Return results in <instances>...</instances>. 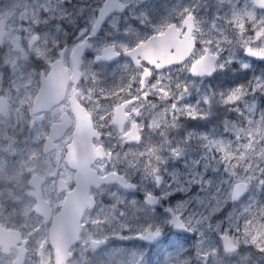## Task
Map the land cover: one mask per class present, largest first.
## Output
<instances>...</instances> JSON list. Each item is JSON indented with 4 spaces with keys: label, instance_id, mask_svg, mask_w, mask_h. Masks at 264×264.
<instances>
[{
    "label": "snow or ice",
    "instance_id": "snow-or-ice-1",
    "mask_svg": "<svg viewBox=\"0 0 264 264\" xmlns=\"http://www.w3.org/2000/svg\"><path fill=\"white\" fill-rule=\"evenodd\" d=\"M31 2L95 112L78 264H264V0Z\"/></svg>",
    "mask_w": 264,
    "mask_h": 264
},
{
    "label": "flooded vegetation",
    "instance_id": "flooded-vegetation-1",
    "mask_svg": "<svg viewBox=\"0 0 264 264\" xmlns=\"http://www.w3.org/2000/svg\"><path fill=\"white\" fill-rule=\"evenodd\" d=\"M159 2L171 4L174 0ZM33 7L31 0H0V170L9 169L11 174L9 178L0 174V207L14 203L13 210L21 219L0 221V232L14 233V245L8 252L17 256L23 248V264L31 247L26 233L32 227L22 220L47 227L53 264L52 227L64 234L75 232L78 226V239L69 245L65 262L76 264L77 254L93 230L88 220L95 189L87 183L85 171L91 141L84 138L82 129L95 123V112L77 87L83 74L80 62L72 53L57 49V43L64 42L62 36L59 41L54 33L45 37L43 25L37 32ZM48 138L54 141L46 148H53L44 153ZM19 163L28 166L21 182L16 176L23 169ZM11 210L6 207L4 215ZM32 240L36 242L38 235Z\"/></svg>",
    "mask_w": 264,
    "mask_h": 264
},
{
    "label": "rangeland",
    "instance_id": "rangeland-1",
    "mask_svg": "<svg viewBox=\"0 0 264 264\" xmlns=\"http://www.w3.org/2000/svg\"><path fill=\"white\" fill-rule=\"evenodd\" d=\"M20 168L16 172V176L19 182L25 176L24 171L28 170V166L25 163H19ZM14 179L15 176L13 175ZM6 178V177H2ZM1 196H3V192H1ZM14 199L13 197H10ZM14 203H10L9 205L2 204L0 207V221L3 223H13L16 222L13 218H18L17 214L13 210ZM6 207L12 209L10 213L4 215L6 211ZM22 221L28 222L29 226L32 227V231L26 233L31 238V247L27 248V252L25 254V260L23 264H51L52 262V253L48 249L49 240L47 238V230L48 228H41L37 223H31L29 219H23ZM38 235V240L35 242L32 240L33 236ZM16 254L14 252L2 251L0 250V264H11V261L14 260ZM78 264V262H76Z\"/></svg>",
    "mask_w": 264,
    "mask_h": 264
},
{
    "label": "water",
    "instance_id": "water-1",
    "mask_svg": "<svg viewBox=\"0 0 264 264\" xmlns=\"http://www.w3.org/2000/svg\"><path fill=\"white\" fill-rule=\"evenodd\" d=\"M53 141L54 140L51 141L49 138L47 139L46 144H45L44 153H48L49 151L52 150L53 146L49 147L48 149L46 148V146L49 143H52ZM67 231H65L64 234L63 233H59L58 234L57 233V226L52 227V229H51L50 241H51V245H52V248H53V264H65L66 259L68 258V257L66 258V252H67V249H68L69 245L71 243H75L77 241V239H78V233H79L78 226L76 227L75 232H74V230L73 231L71 230L72 234H71V232L69 230H67ZM69 232H70V234H69ZM7 233L8 232H6V233H1L0 232V247H1L2 251H8L9 245H11V243L6 245L7 243L5 242V240L6 241L9 240L8 237H10V236L14 237L12 239V241H14V239H15L14 233H9V234H7ZM69 236H72L71 237L72 241L69 242V243H66V239ZM22 255H23L22 253H19L18 258L13 262V264H21L22 261H23Z\"/></svg>",
    "mask_w": 264,
    "mask_h": 264
}]
</instances>
